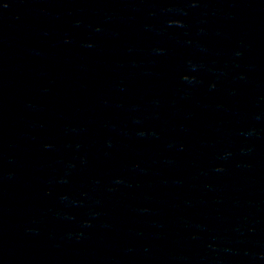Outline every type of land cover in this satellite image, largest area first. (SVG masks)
<instances>
[{
    "label": "water",
    "instance_id": "95a60500",
    "mask_svg": "<svg viewBox=\"0 0 264 264\" xmlns=\"http://www.w3.org/2000/svg\"><path fill=\"white\" fill-rule=\"evenodd\" d=\"M0 264H264V0H0Z\"/></svg>",
    "mask_w": 264,
    "mask_h": 264
}]
</instances>
